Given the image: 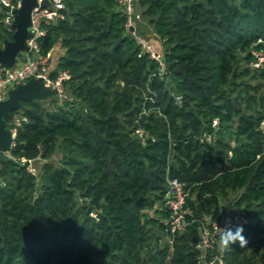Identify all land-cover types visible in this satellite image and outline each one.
<instances>
[{
    "label": "trees",
    "instance_id": "obj_1",
    "mask_svg": "<svg viewBox=\"0 0 264 264\" xmlns=\"http://www.w3.org/2000/svg\"><path fill=\"white\" fill-rule=\"evenodd\" d=\"M136 3L162 75L117 0H66L38 40L41 58L63 50L49 77L67 74L65 99L11 113L25 120L0 161V264H200V222L226 213L249 244L224 264H264V0ZM11 35L0 26L2 44ZM171 178L190 196L170 246Z\"/></svg>",
    "mask_w": 264,
    "mask_h": 264
},
{
    "label": "built area",
    "instance_id": "obj_2",
    "mask_svg": "<svg viewBox=\"0 0 264 264\" xmlns=\"http://www.w3.org/2000/svg\"><path fill=\"white\" fill-rule=\"evenodd\" d=\"M43 1H47V6H41ZM66 0H36V6L30 12V26L28 32L30 37L26 39L25 44L28 47V52L24 53V59L20 62L11 65L10 67L0 66V101L7 98L8 92L16 87L26 83L31 79L41 80L46 87L55 90V94L59 102L65 99V94L62 90V81L68 78L65 72H59L55 79L49 77L52 66L47 62L46 58L39 57L38 40L45 36L46 26L54 24L56 21L63 19L61 11L64 8ZM22 0H0V26L4 31L12 33L11 24L14 19V10L21 6ZM119 8L125 18L124 28L132 35L136 43L140 46L142 53L148 54L149 59L155 61L159 66V75L164 73L162 57L160 53L155 50L152 45L145 41L138 33V24L144 25L140 18V10L136 0H117ZM133 27L132 31L129 28ZM256 61L252 64L254 68H259L260 63L264 61L263 52H252ZM25 119L13 118L7 124L13 125L8 128L10 131V145L5 155H9L10 149L14 146L13 139L15 136V127H18ZM216 125V121L212 122ZM26 169L29 173L35 174L36 169L34 162L28 160L26 162ZM190 196L189 191L184 188V185L176 178L167 179L166 190L163 196L164 206L169 212V218L166 221L168 244L171 246L172 239L170 237L174 234L183 231L188 225L184 219V205L186 199ZM231 218L232 226L238 223H244L246 220L242 215L235 213H226L221 221V224L212 223V230L200 222L199 239L194 244V249L197 253V260L200 264H224L223 255L217 249V254L209 253L213 248L214 234L217 233V227L223 229L226 227V220ZM169 235V236H168Z\"/></svg>",
    "mask_w": 264,
    "mask_h": 264
},
{
    "label": "water",
    "instance_id": "obj_3",
    "mask_svg": "<svg viewBox=\"0 0 264 264\" xmlns=\"http://www.w3.org/2000/svg\"><path fill=\"white\" fill-rule=\"evenodd\" d=\"M35 6L36 0H22L21 6L14 10L11 40L4 41L0 48V66L10 67L17 59H21L24 53L28 52L25 41L31 36L27 29L30 26V12ZM41 6H47V1H43ZM132 30L133 27H130L129 31ZM55 93V90L46 87L41 80L31 79L11 89L7 98L0 101V161L7 160L5 152L9 149L11 138L6 125L13 119L11 113L21 108L22 102L43 101L47 98L56 100Z\"/></svg>",
    "mask_w": 264,
    "mask_h": 264
},
{
    "label": "clouds",
    "instance_id": "obj_4",
    "mask_svg": "<svg viewBox=\"0 0 264 264\" xmlns=\"http://www.w3.org/2000/svg\"><path fill=\"white\" fill-rule=\"evenodd\" d=\"M225 223L226 227L223 229L217 227V234L219 236V251L223 253L229 250L230 247L235 244H238L241 248L246 247L249 244V240L244 235L245 228L243 223H238L233 227L231 218H228ZM244 223H246V221Z\"/></svg>",
    "mask_w": 264,
    "mask_h": 264
},
{
    "label": "crops",
    "instance_id": "obj_5",
    "mask_svg": "<svg viewBox=\"0 0 264 264\" xmlns=\"http://www.w3.org/2000/svg\"><path fill=\"white\" fill-rule=\"evenodd\" d=\"M138 32H140L139 34H141L142 36H145L146 37V41H148V42H149V40H152L153 37H155L152 32H151L152 35L149 34L150 36L148 34H145L143 32V28L139 29V27H138L137 28V33ZM62 54H63V50L58 45H56L51 50V52L48 55V57H46V60L51 66H53V65H55L57 60L61 57ZM49 99L53 100L52 98H47V99H45V101L43 100V101H40V102H46Z\"/></svg>",
    "mask_w": 264,
    "mask_h": 264
},
{
    "label": "rangeland",
    "instance_id": "obj_6",
    "mask_svg": "<svg viewBox=\"0 0 264 264\" xmlns=\"http://www.w3.org/2000/svg\"><path fill=\"white\" fill-rule=\"evenodd\" d=\"M3 46V44L0 42V48ZM24 56V55H23ZM22 56V58L21 59H17L16 60V63H18V62H20L21 60H23L24 59V57ZM45 101V100H44ZM48 101V100H47ZM47 103L48 102H45L43 105L44 106H47ZM143 117V116H142ZM144 119V117L142 118V120ZM163 241V240H162ZM162 241H160V245H162ZM263 249H260V250H258V251H256V254H258V253H260L261 251H262Z\"/></svg>",
    "mask_w": 264,
    "mask_h": 264
}]
</instances>
